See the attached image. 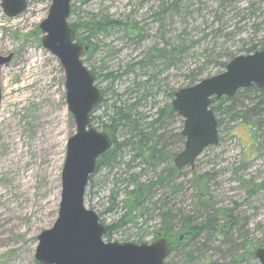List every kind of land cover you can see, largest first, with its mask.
<instances>
[{"label":"rangeland","instance_id":"rangeland-1","mask_svg":"<svg viewBox=\"0 0 264 264\" xmlns=\"http://www.w3.org/2000/svg\"><path fill=\"white\" fill-rule=\"evenodd\" d=\"M24 1L26 9L15 18L5 17L0 9V56H12L8 65L0 67V264H37V236L51 229L57 218L66 142L75 134L65 104L62 69L41 47L37 31L51 0ZM70 3L73 13L68 23L76 25L78 40L87 37L93 22L105 19L121 24L91 32L90 46L82 56L84 66L98 76L97 88L106 91L104 102L91 114L90 127L99 132L98 123L111 113L114 102L129 105V98L140 99L146 92L150 97L135 108L147 118L143 125L170 101L169 92L187 87L191 73L198 82L211 78L221 71L218 61L264 45V0ZM180 47L185 49L183 55L169 68L156 53ZM140 61L143 67L138 66ZM242 91L220 106L218 144L205 149L192 170L185 168L176 175L174 191L179 190V196L164 185L155 187L149 196L155 207L142 219L113 229L105 243L150 244L158 237L161 213L173 211L177 230L183 216L192 217L193 225L204 224L212 207L220 217L213 233L202 232L189 243L172 242L173 247L184 249L168 255L165 264H258L254 252L264 249V100L257 93ZM235 112L247 115L252 125L230 119ZM181 128L178 119L163 120L155 127L164 154L182 151L184 142L176 139ZM114 138L121 142L123 135L116 133ZM132 156L125 150L120 156L123 164L97 169L89 178L83 203L105 227L120 222L119 201L124 199L128 175L146 184L165 167V163L143 167L131 163ZM126 164L132 170L127 172ZM192 175L207 180L199 204L189 184ZM229 211L235 226L223 218ZM187 252L191 262L186 261Z\"/></svg>","mask_w":264,"mask_h":264},{"label":"water","instance_id":"water-1","mask_svg":"<svg viewBox=\"0 0 264 264\" xmlns=\"http://www.w3.org/2000/svg\"><path fill=\"white\" fill-rule=\"evenodd\" d=\"M70 4V0H51L45 19L37 27L41 47L62 69L65 104L75 134L66 142L57 218L51 229L37 236L34 259L37 264H165L169 254L165 238L140 245L104 243L106 228L83 205L89 178L98 159L110 149L111 140L89 127L90 116L103 94L95 86L94 73L82 62L87 47L75 40L68 25ZM0 8L12 19L23 13L26 2L2 0ZM11 58L0 56V67L8 65ZM252 86L264 94V51L237 56L221 74L174 93L170 105L182 120L180 135L184 139L183 150L172 160L176 170L193 169L203 150L217 145V124L210 109L214 101L231 98ZM254 259L264 264V249H257Z\"/></svg>","mask_w":264,"mask_h":264},{"label":"trees","instance_id":"trees-1","mask_svg":"<svg viewBox=\"0 0 264 264\" xmlns=\"http://www.w3.org/2000/svg\"><path fill=\"white\" fill-rule=\"evenodd\" d=\"M81 1H90V0H81ZM73 13V10L70 8V15ZM69 27L72 29V31L75 33V39L78 40V37L76 35V25L69 24ZM121 24L118 22H111L108 20H101L99 22H93L91 24V29L89 30L90 33L87 34V37L82 40H78L81 43H83L87 49L89 48V39L92 37L93 31L100 33L106 30V28H113L115 26H120ZM258 47L253 46L252 49L246 50V55L251 54L255 52V50ZM184 48L180 47L177 50L171 49L167 52L165 51H159L157 50L156 53L160 56V58L164 61V63L167 64V68L174 66L176 62H178V59L183 55ZM257 51H264V45L261 48H258ZM85 54V53H84ZM235 56H229L228 61L219 63L217 66L221 71H218L217 74H220L224 69L226 63H228L231 59H233ZM178 58V59H177ZM142 61L138 63V66H142ZM200 71V70H199ZM216 74V75H217ZM98 76L94 73V80L96 82V79ZM195 75L191 73L188 77L189 84L187 87H190L191 85L197 83L198 81H195L196 79ZM149 82V81H148ZM185 87V88H187ZM103 97L106 93V91L101 90ZM175 91L168 93V98L170 101L168 103H165L160 109H157L155 112V115L153 116V119L150 118V121L148 123H145L141 125V123L147 118H143L139 116L135 112V108L139 105L140 101L148 99L147 93L145 92L144 95L140 97V99L137 98H129L128 102H130L129 105H126L125 103L127 101L121 102L116 101L110 106L111 113L104 114L105 120L104 122H99L98 128L100 129V132L106 134L110 140H111V148L103 154L96 163V170L100 168H108L110 169L113 166L121 165V154L127 150L130 153H133V156L131 158L132 162H138L140 166L143 167H149L154 168L161 163H165V167L161 170V172L157 175L155 181L148 182L146 184H142L138 181V178L136 175H128L127 180V186L124 191V199L119 204L121 205V208L118 210L119 213H122V217L120 218V222H118L116 226L113 228L107 227L106 234L104 235L103 239H107L109 235L111 234V231L113 229H118L119 227L123 226L126 222H133V219L136 218H143L144 214L148 212L150 207L153 209L155 207L154 203H150L149 196L151 195L152 190L155 187L158 186H166L167 189L171 191L172 195L179 196L178 191H174V184L176 182V175L180 174L181 171H177L173 164L172 160L177 155V152L170 156L167 154H164L161 150V146L159 145V137L156 135V126L161 125V121L167 120L172 121L174 119H178L179 122L182 124L181 119L178 117V115L172 110L171 108V101L173 99ZM241 93L249 94L250 93H257L259 96L262 97V100H264V95L259 93L254 87L249 88L245 91H242ZM237 94V93H236ZM235 94V95H236ZM235 95L231 98H221L217 101H215L213 104L217 103V106H211L210 109L216 118L217 113L220 111V106L224 102H232L235 99ZM115 100V99H114ZM104 101H101V103ZM100 103V104H101ZM264 103V102H262ZM261 103V105H262ZM98 105V107L100 106ZM257 108V107H255ZM251 111L254 112V109H251ZM240 115V116H239ZM104 118V117H103ZM240 119L242 124L245 125H252L249 124V118L247 115L243 113V116L241 117V114L239 112L233 113L230 119L236 120ZM92 117H90V122L92 121ZM217 121V120H216ZM219 122L217 121V129H218ZM181 129L176 134V139L178 138L179 142L183 144L184 139L180 135ZM116 133L123 135V138L121 142L116 141L114 136ZM115 134V135H114ZM184 145V144H183ZM126 171L132 170L131 165H125ZM95 170V171H96ZM126 174V173H125ZM195 175V174H194ZM192 175L190 179V188L196 192L198 196V201L196 204L200 203V197L204 195L205 187L207 184V180H205L202 176H194ZM211 214L207 217L204 224H201L199 226L192 224V217H180V223L179 228L177 230H174V221L177 218L176 215L172 214V210H167V212L161 213L159 215L160 223L157 228V233L155 236L159 237H165L169 239L170 242V248H169V255L173 252H183L184 246H177L173 247L172 242L177 244L179 243V238L183 237L180 241L181 243L183 241H186V243L192 242L202 234V232L208 231L210 233H213V231L216 228L217 222L220 220V217L216 215L218 211H214V208H210ZM136 214V215H135ZM226 220H228V224L234 225L236 224V221L231 215V211L226 212V214L223 216ZM214 228V229H213ZM217 232V231H215ZM222 228H220V233L222 234ZM224 235V233H223ZM226 237V234L224 235ZM135 244H140L139 242H136ZM184 254V253H183ZM186 256V261L191 262L192 256L191 253L187 252L184 254ZM253 258V257H252Z\"/></svg>","mask_w":264,"mask_h":264},{"label":"bare ground","instance_id":"bare-ground-1","mask_svg":"<svg viewBox=\"0 0 264 264\" xmlns=\"http://www.w3.org/2000/svg\"><path fill=\"white\" fill-rule=\"evenodd\" d=\"M2 120H5L6 118L4 117V118H1Z\"/></svg>","mask_w":264,"mask_h":264}]
</instances>
